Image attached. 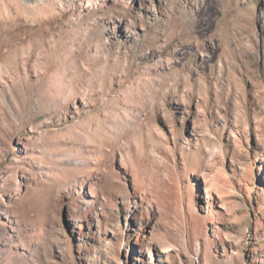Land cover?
<instances>
[{
    "label": "rangeland",
    "instance_id": "obj_1",
    "mask_svg": "<svg viewBox=\"0 0 264 264\" xmlns=\"http://www.w3.org/2000/svg\"><path fill=\"white\" fill-rule=\"evenodd\" d=\"M0 264H264V0H0Z\"/></svg>",
    "mask_w": 264,
    "mask_h": 264
}]
</instances>
